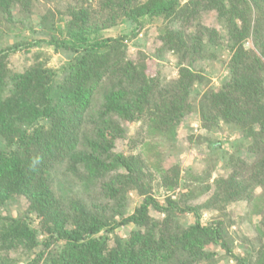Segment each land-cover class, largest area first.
Listing matches in <instances>:
<instances>
[{"label":"trees","instance_id":"trees-1","mask_svg":"<svg viewBox=\"0 0 264 264\" xmlns=\"http://www.w3.org/2000/svg\"><path fill=\"white\" fill-rule=\"evenodd\" d=\"M204 2L202 7L203 1L191 0L178 11L179 0H148L125 14L137 24L144 17L191 20L200 11H217L221 19L226 18L228 48L233 51L231 78L220 90L203 93L201 121L210 128L219 120L235 125L244 131L248 152L264 150V64L256 51L264 56V0ZM241 4L246 5L247 15L239 12ZM19 5L24 0H0V22L11 20ZM68 13L64 26L54 21L46 28L48 40L26 46L31 49L46 42L64 53L67 63L61 78L44 63L11 74L5 58L24 43L0 51V207L21 192L27 194L40 210L47 236L42 250L36 252L41 244L22 218L0 217V249L24 247L33 253L26 264H200L217 256V252H206L205 241L231 254L222 222L207 227L201 221V207L184 209L170 199L164 206L155 200L151 194L154 174L141 154L115 152L108 138L120 129L116 118L130 123L144 120L151 134L170 135L195 106L191 95L202 75L191 66L213 56H206L201 42L188 46L184 32L169 30L162 38L169 50L181 53V59L197 57L181 69L172 84L174 90H157L159 84L148 76L144 64L124 61L125 37L102 38L85 8ZM132 33L136 35L135 30ZM250 37L257 49L246 48ZM100 96L101 105L95 108ZM160 172L161 167L156 168ZM237 176L215 181L219 201L249 197L254 185L238 183ZM167 186L173 188L170 182ZM128 188L144 198L140 213L115 224L112 219L120 215ZM150 208L166 214L165 221L151 226ZM178 211L193 213L195 225L174 224L171 219ZM130 224L146 230L133 232L128 243L119 241L110 249L107 234ZM61 242L66 243L62 250L50 252L54 243ZM2 260L1 264H16L9 257Z\"/></svg>","mask_w":264,"mask_h":264},{"label":"rangeland","instance_id":"rangeland-1","mask_svg":"<svg viewBox=\"0 0 264 264\" xmlns=\"http://www.w3.org/2000/svg\"><path fill=\"white\" fill-rule=\"evenodd\" d=\"M147 1L24 0V5L13 9L11 20L0 22V51L7 46L24 43L22 49L5 58L11 74L24 73L32 66L44 63L47 68L58 72V79L61 78L62 68L67 63L64 53L56 52L46 42L31 49L26 46L28 43L48 40L46 28L54 21L64 26L66 20H69L70 9L85 8L91 13V24L100 27L102 38H126L124 61L132 60L136 65L144 64L148 76L159 84L157 90H160L173 88L172 84L179 78L181 69L185 65L189 66L190 60L197 57L185 56L181 59V53H175L164 45L163 36L169 30H177L184 32L188 46L192 47L195 42H201L206 56L212 55L214 58L199 59L195 67L191 66L202 75V82L197 83L192 91L191 99L195 104L192 112L178 123L177 129L168 136L151 134V128L144 120L130 123L116 118L120 129L116 133L111 132L108 138L115 152L127 156L141 154L154 174L151 194L155 200L164 206H167L170 199L184 209L201 207V221L204 226L223 223L226 230L225 240L232 253L229 254L220 246L205 241L206 252H217V256L200 264H264V150L248 152L250 147L244 146V131L222 120L214 121L211 128L206 127L199 114V102L203 93L209 89L220 90L231 78L230 62L233 51L228 48V22L226 18L221 19L217 11H200L191 20L144 17L139 18L140 24L126 16V11L136 10ZM190 1L179 0L178 11ZM201 1L202 6L205 2ZM247 1L249 4L252 2ZM26 3L28 4L25 6ZM225 4L227 8L231 7L226 1ZM194 6L192 4L191 8ZM245 6L241 4L239 12L247 15ZM252 12L251 16L248 15L251 20L255 17L254 11ZM48 15L50 17L43 21ZM262 23L264 27V21ZM134 30L136 35L132 33ZM261 40L264 43V33ZM246 48L257 49L255 39L250 37ZM256 51L264 64L262 52ZM6 95L7 93L4 94ZM101 97L95 102V108L101 105ZM213 144H218L217 148L213 149ZM158 167L162 170L159 174L156 173ZM237 173V182L243 185L253 184V191L249 189L248 198L235 202L219 201V196L215 195V181L219 178L228 179ZM169 182L173 186L171 190L167 186ZM208 187H211L210 191H205ZM125 196L126 201L120 215L112 219L115 224L140 213L144 198L131 188L127 189ZM179 212L171 219L174 224L179 223L183 228L195 225L196 217L193 213ZM39 215L40 210L36 203L23 192L0 207L1 218H22L25 228L28 225L32 228L41 244L36 252L42 250V243L47 239ZM148 215L152 220L151 226L163 223L167 216L153 208H150ZM145 230L133 224L119 227L115 232L107 234L110 249L115 248L119 241L128 243L133 232ZM65 245V242L54 243L50 252H59ZM71 249L74 252L79 251L73 247ZM83 251L84 249L80 250ZM32 255L24 247H4L0 249V262L3 261L2 258L9 257L16 264H26Z\"/></svg>","mask_w":264,"mask_h":264}]
</instances>
